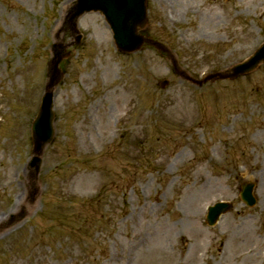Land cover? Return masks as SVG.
<instances>
[{"label":"rangeland","instance_id":"1","mask_svg":"<svg viewBox=\"0 0 264 264\" xmlns=\"http://www.w3.org/2000/svg\"><path fill=\"white\" fill-rule=\"evenodd\" d=\"M74 1L0 0V216L21 193L27 204L0 223V264H264V65L201 87L180 76L249 57L264 0H147L145 32L175 73L153 48L119 54L103 17L81 16L36 196L30 126L50 46L75 40ZM246 182L253 208L239 198ZM217 202L232 208L211 228Z\"/></svg>","mask_w":264,"mask_h":264},{"label":"water","instance_id":"2","mask_svg":"<svg viewBox=\"0 0 264 264\" xmlns=\"http://www.w3.org/2000/svg\"><path fill=\"white\" fill-rule=\"evenodd\" d=\"M145 0H78L77 12L75 17L90 11H99L105 17L109 24L115 45L119 52L132 53L139 50L144 42L149 40L139 35V30H142L146 23ZM61 46L52 47V59L48 67L49 83L46 86V93L42 98L40 111L33 123L32 140L34 151L40 152L42 147L50 142L52 129V89L57 85L61 78V73L58 70V65L63 58H67L69 53L62 54ZM59 49V50H58ZM264 63V45L256 52V54L246 63L238 65L232 69V74L225 78H235L238 75L247 74L255 70L259 64ZM220 78H224L220 76ZM39 159L34 158L32 166L38 170ZM243 199L247 204L254 203L250 195V187L243 193ZM221 208V207H219ZM217 212H212L208 217L210 224L218 215Z\"/></svg>","mask_w":264,"mask_h":264},{"label":"bare ground","instance_id":"3","mask_svg":"<svg viewBox=\"0 0 264 264\" xmlns=\"http://www.w3.org/2000/svg\"><path fill=\"white\" fill-rule=\"evenodd\" d=\"M257 167V164H255V165H251V164H249L248 166H247V171L246 172H249L250 170H252V171H254L255 170V168ZM19 171L18 170H16V172L15 173H18ZM225 173H227V171H224ZM20 173V172H19ZM228 174V173H227ZM24 198H25V194L24 193H21V195L20 196H17V200H16V203H15V206L14 207H6L7 209H6V213L5 214H3L4 216H0V223L4 220L3 219V217H5V216H7V215H10V214H12L13 212H15L16 210H17V208L16 207H18V208H20V207H22L23 206V204H24Z\"/></svg>","mask_w":264,"mask_h":264}]
</instances>
